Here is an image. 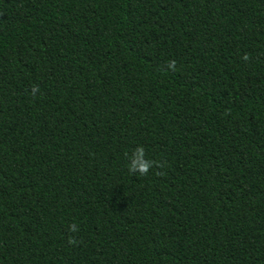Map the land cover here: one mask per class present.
I'll use <instances>...</instances> for the list:
<instances>
[{
	"label": "trees",
	"instance_id": "trees-1",
	"mask_svg": "<svg viewBox=\"0 0 264 264\" xmlns=\"http://www.w3.org/2000/svg\"><path fill=\"white\" fill-rule=\"evenodd\" d=\"M0 264H264V0H0Z\"/></svg>",
	"mask_w": 264,
	"mask_h": 264
},
{
	"label": "clouds",
	"instance_id": "clouds-1",
	"mask_svg": "<svg viewBox=\"0 0 264 264\" xmlns=\"http://www.w3.org/2000/svg\"><path fill=\"white\" fill-rule=\"evenodd\" d=\"M132 163L128 165L130 172H139L140 174H145L149 167H151V162L143 158V148L137 147L134 155L132 157ZM73 230L74 227H73Z\"/></svg>",
	"mask_w": 264,
	"mask_h": 264
}]
</instances>
